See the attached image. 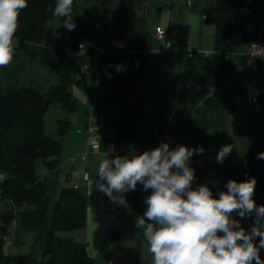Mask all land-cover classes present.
<instances>
[{
  "label": "trees",
  "instance_id": "16d2710c",
  "mask_svg": "<svg viewBox=\"0 0 264 264\" xmlns=\"http://www.w3.org/2000/svg\"><path fill=\"white\" fill-rule=\"evenodd\" d=\"M245 2L210 0L205 5L204 12L216 24L213 61L206 63L207 56L193 50V57H188L184 80L193 107L196 108L199 103L198 113L208 111V114L200 117L197 113V117L188 118L194 108L187 110L182 113L184 116L179 127L180 130L190 132L193 148L200 145L202 140L212 137L211 132L217 127V121L214 122L209 113H218L219 103L212 96L203 95V91L222 86L235 73L243 71V66L250 69L247 62L264 64V60L252 59L245 54L249 45L264 43L261 39L264 0ZM56 3L57 0H28V7L20 12L19 27L14 37L18 46L15 47L13 59L6 69H0L8 70L12 62L24 54L30 62L40 63L52 71L73 73L72 81L80 88L85 80V55L91 54L93 50L100 53L105 67L104 76L114 89L113 92L121 96L134 95L143 80L144 52L142 34L135 29L138 19L133 0H119L116 19L105 34L97 37L93 35L102 46L97 47L88 40L84 41L85 38L77 27L72 31L63 27L69 39V47L64 50L44 46L47 22L57 18L63 25L67 19L53 15ZM113 3L114 0H97L96 5L101 10L98 21H104ZM77 14V1L73 0L72 18L76 26ZM157 28L160 27H154V32ZM165 32L167 39L168 31ZM117 65L123 67L122 72L116 71ZM103 95L99 91L89 102V105L91 102L96 103L92 111L95 120L99 115L100 98ZM56 105L70 114L76 111V97L68 90L65 82L50 86L45 92L19 86L0 94V201L4 202L0 211V264L30 263L38 251L42 252L44 258L41 264H94L86 244L67 235L81 229L86 223L88 198L82 189L68 184V179L62 180L65 186L58 191L48 220L51 204L48 190L57 188L62 179L57 171L63 140L71 128L69 118L58 119L56 138L46 133L45 115L51 106ZM141 106L142 101L136 99L133 105L120 111L121 122L115 132L118 156L141 154L135 150L140 127L134 124ZM184 117L188 118V122ZM146 139L148 150L158 147L161 142L167 143L163 133L158 130L146 132ZM261 152L259 121H253L249 129V157L241 164L226 168L221 179L216 180L217 193L227 191L224 185L228 180L242 182L254 177L257 185L253 199L257 205H264V160L257 159ZM215 158L214 152L193 155L195 181L202 179ZM40 167L44 169L42 174L39 173ZM208 186L213 188L211 183ZM124 198L137 221L146 211L139 199L138 185L135 191L126 192ZM233 216L239 219L235 213ZM241 224L247 229L251 226L252 219L243 220ZM28 234H33L34 241L23 260L5 252L6 243L10 246H25ZM109 240H121L114 223L109 232ZM260 255L264 259V250Z\"/></svg>",
  "mask_w": 264,
  "mask_h": 264
},
{
  "label": "crops",
  "instance_id": "0c3cea01",
  "mask_svg": "<svg viewBox=\"0 0 264 264\" xmlns=\"http://www.w3.org/2000/svg\"><path fill=\"white\" fill-rule=\"evenodd\" d=\"M139 1L142 2V6H140L138 19L141 20L143 28L145 29L147 19H153L155 21L152 29L153 38L154 27L165 29L168 31L166 40L170 43L172 48L171 50H165L166 40H156L155 38L151 45H143V80L135 91V94L136 92H139L138 98L142 101L143 106V101L150 96L148 92L153 94L154 99L155 97H159L160 102L168 91L172 90L175 85L177 86L179 82H183L184 73L189 64L185 48L189 47L196 51L197 54L198 52H201L205 56L208 55L207 49H210V44L212 42L210 38H214L213 42L215 40V30L214 26L211 27L209 25L211 22L209 18L208 20L203 19L204 15L209 17L208 13L204 12V8L210 0H191L192 5L190 7L185 5L184 0H133L135 13ZM48 22L46 24L45 37L49 32ZM59 38L60 40L64 38L62 32L59 34ZM261 39L264 40V36ZM261 39L259 38L258 40ZM63 45L65 47L64 49L69 47V43L66 40L63 41ZM17 46L18 43H16L14 39V47ZM248 48L245 51L247 56ZM53 49L57 50V48ZM19 60V69L23 67L21 69L25 68V70L29 71L34 66H38L37 68H40L43 72H45L44 70L47 72L50 70L49 68L42 66L40 63H32L29 60L28 63H26L27 59L25 58H20ZM205 61L209 64L208 60ZM247 63L249 64L250 69H253L254 71L260 67L259 63ZM10 68L6 71L7 74H10ZM98 68L100 69V72L97 77L94 75L91 76V89L87 95L76 90V94L80 99V104L83 105L85 109L83 112L79 109V114L71 119V128L63 140V148L60 154V165L57 173H59L62 180L68 179V184L77 185L82 189L88 198L89 207L87 209V223L84 227L76 231L77 237L81 239L80 242L86 244L89 256H92L95 259L94 264H96L98 260L103 262L102 264H115V243L113 244L110 242L109 232L113 223H117V230L120 233L121 240L123 239L124 242V239L126 238V231L123 232L125 229L123 227L124 223H122L121 220L118 222V219H121L122 215L120 210L123 208V205L129 210L128 204L124 198L125 193L122 194V200L113 201L95 187H93V189L90 188L88 182L83 179V173H88L89 179L94 181L97 177L99 163L103 159L109 158V150H113L110 152V156H118L115 132L121 122L120 111L133 105L135 99L133 100L132 97H125V95L121 96L115 94L108 79L104 76V69H102L101 65ZM245 68L246 67L243 66V71H238L225 84L206 93L207 97L212 96L217 99L219 110L218 113H209L212 120L214 122L215 120L217 121V127L212 130V137L201 141L200 146L204 149L203 153L214 152L215 155H217L222 146L233 145L234 147L231 154L222 164L217 163L215 158L213 164L205 170L202 179L198 182L194 181L193 187H195L196 184H210L208 183L209 181L220 180L226 168L241 164L248 159L249 131H247L243 137L245 144L241 145V141L238 142V139L240 138L236 137V130L243 128L250 129L249 125L252 116H257L259 118L261 148L264 152V82L263 80L260 81L258 78L247 80V78H245L246 74L244 73ZM50 71L53 72L52 70ZM168 71H171V80L173 79L177 82L174 83V81L170 82L169 79H165L166 72ZM59 73L60 72L57 71L53 72L55 76H59ZM237 77H239V79L238 81H235V78ZM19 83H23V81H19ZM95 83L96 86H94ZM240 83H242V86ZM28 84H32V80H29ZM101 84L106 85L101 87ZM108 84L109 87L107 86ZM144 84L147 92L143 91ZM228 84L231 85L229 86ZM14 85L16 84H8L4 87V91H10ZM225 86H228L229 88L226 89ZM47 87L49 88L50 86ZM234 87H243L241 93H234ZM248 88L258 91L259 94L256 103L251 104L248 101ZM34 89L38 90L39 88L36 87ZM99 91L104 94L103 97L100 98V110L99 115L96 117V131L94 134L95 138L99 141V145L92 148L88 144L89 138L88 133L85 130V125L88 121L87 110L89 102L91 98L94 97L95 93H98ZM238 96L246 98L249 114L239 109V102H237ZM191 103L193 106L192 100ZM198 105L199 103L196 105V108L194 107L192 112L188 114L190 116L188 118L197 117V113L199 112V109H197ZM77 108L78 104L76 110ZM183 112H185L183 106L178 107L173 112L174 114H177L178 120H175L173 123V119L170 118L174 126H170L171 122L169 120L166 122L164 128L158 130L163 133L166 142H170L171 148L172 146L175 148L176 143L179 142V145L193 148L191 135H187V132L189 131L183 130L181 132L179 131L180 133L175 132L180 130V123L183 119L182 116H184L182 115ZM178 114L181 115V117ZM206 114H208V111H206ZM232 116H243L245 120H237L236 118V122L231 121V123H229L228 117ZM188 118H186L187 122ZM146 121L151 122V120ZM184 131L185 134L183 133ZM136 152L141 154L144 153L143 151ZM191 166L193 168L192 163ZM77 172H80L81 174L76 176L75 173ZM139 190L138 187L140 202L147 209V205L144 203L146 196L141 192L139 193ZM101 201L103 206L99 205ZM132 217L134 218V216ZM124 218L132 222L129 224L133 226L135 225L133 222L136 221L135 218H130L128 215L126 217L125 214ZM135 226L137 227V225ZM135 230H138V227ZM126 239L129 240L130 247L133 246L134 253L137 257H133L131 260H126L125 258L126 255L129 254V251L121 252L119 258L116 260V264L149 263L151 252L149 254V245L145 238L141 237L139 233L135 237ZM107 240H109V243Z\"/></svg>",
  "mask_w": 264,
  "mask_h": 264
},
{
  "label": "clouds",
  "instance_id": "9594fccd",
  "mask_svg": "<svg viewBox=\"0 0 264 264\" xmlns=\"http://www.w3.org/2000/svg\"><path fill=\"white\" fill-rule=\"evenodd\" d=\"M72 6L73 0H57L53 12L56 17L67 18L63 27L68 31L76 27ZM27 7L28 0H0V68L6 69L13 59L20 12ZM116 71L122 72L123 67L117 65ZM233 147L222 146L217 163L222 164ZM112 151L99 163L94 181L86 172L83 179L113 201L135 191L138 183L143 191L151 190L137 227L144 229L152 264H264L260 255L264 250V205H257L253 199L257 185L254 177L242 182L228 180L224 185L227 191L214 195L208 184L193 187L196 175L191 158L203 154L200 145L170 148V142H161L131 157L110 156ZM257 159L264 160V152ZM247 219H252V224L246 229L241 221Z\"/></svg>",
  "mask_w": 264,
  "mask_h": 264
},
{
  "label": "rangeland",
  "instance_id": "374dc122",
  "mask_svg": "<svg viewBox=\"0 0 264 264\" xmlns=\"http://www.w3.org/2000/svg\"><path fill=\"white\" fill-rule=\"evenodd\" d=\"M77 1V12L78 14L76 15V24H77V30H79L83 36H84V41L88 40L91 44L95 45V46H102L100 41L98 39H96L93 35H95L96 37L101 35L103 36L106 32V29L108 27H110V25L112 24V22L116 19L117 16V4L119 0H114V3L110 9V12L107 13L106 18L103 19L104 21H98L100 20V18L98 17L99 14H101V10L100 7H98L96 5L97 0H76ZM246 2H248L249 0H245ZM245 2V3H246ZM140 6H142V2L139 1L138 5H137V10H136V18L138 19V15L140 13ZM212 16V14H211ZM50 22H48L49 25V32L47 33V36L45 37V41H44V46L46 47H50V48H57V50H64V45H63V41L66 40L69 43V39L66 36L65 32H64V28L62 23L57 19V18H53L51 20H49ZM155 24V21L153 19H147L146 22V26L145 29L142 26V22L140 19L136 20L135 22V29L136 31L140 32L142 34V45H151L153 42V36H152V29H153V25ZM211 27L214 26V30L216 32V24L210 22L209 24ZM92 27V28H91ZM93 31V32H92ZM63 33L64 38L60 40L59 38V34ZM261 36H264V26L262 29V33ZM15 39V38H14ZM156 39V38H155ZM212 40L211 42V47L208 50V55L207 56V60L208 62H212L213 61V52H214V48H215V42H213V37L210 38ZM157 40V39H156ZM16 43L17 40L15 39ZM16 46V45H15ZM164 49V48H163ZM91 54L87 53L85 55V59H84V66H83V70L85 73V80L83 82V84L81 85L80 88H78L74 83H73V73H59V76H55L53 74V72H51L50 70L47 72L46 70H44L45 72H43V70H40V68H37L38 66H34L31 70L27 71L24 69H21L23 67H21L19 69V62H20V58H25L27 59L26 63H28V58L27 56H25L24 54L19 55L13 62H12V66H11V70H10V74H7V70L4 69H0V94H5L7 93V91H4V87L7 86L8 84H16L14 86H12V89L18 88L19 86H27V87H32V88H39L38 91L41 92H45L48 90L47 86H53V85H58L61 84L62 82H65L67 84V88L68 90L76 97V101L78 104V108L76 110V112L73 113H68L65 110H62L61 108L56 106H51L49 108V110L47 111L46 115H45V122H46V133L48 135H51L52 137L56 138V129H57V124H56V120L60 119H67L69 118L70 121L74 116H77L79 114V109L81 110V112L84 111L85 107L83 105L80 104V99L78 98V95L76 94V90H79L80 92H83L87 95V93L90 91L91 89V76L94 75L95 77H97V75L100 72V69L98 68L100 65L102 67V69H105L104 64L101 62L100 59V53H96L93 50H91ZM255 59V58H252ZM257 61V60H256ZM25 65V64H24ZM23 65V66H24ZM37 71V72H36ZM244 73L246 74L245 78H247V80H252L254 78H258L260 81L263 80L264 82V64H261L260 67L256 70L251 72V70L249 69H244ZM171 71L166 72L165 75V79H169L170 82L174 81L173 79L171 80ZM239 77L235 78V81H238ZM29 80H32V84H28ZM19 81H23V83H19ZM177 82L176 80L174 81V83ZM234 82V81H233ZM250 82V81H249ZM106 84H101L100 86L103 87ZM229 86L231 84H228ZM240 85L242 86V83H240ZM94 86H96V83L94 84ZM109 87V84L107 85ZM226 89H228V86H225ZM243 87H234L233 92L240 94L242 91ZM212 89H205L203 91V95L210 92ZM143 91L147 92V89L145 87V84L143 86ZM149 93V97H147V99L145 101H143V106L140 108L139 111V116L138 119L134 120V124L139 128L140 127V133H138L137 135V141L135 144V150L136 151H143L145 152L148 148V144H147V139H146V132H148L149 130H161L162 128L165 127V124L167 121L170 120V118L173 119V122L176 120H178L177 114H174L173 112L178 108L183 106V108L185 109V111L187 110H192L194 107L192 106L191 103V95L190 93L187 91V85L185 83V80H183V82H179L178 85L174 86L172 88V90L168 91L165 95V97L162 98V101L159 102V97H155L152 93ZM100 94V93H99ZM139 92H136V94L131 95V96H125V97H132V99L136 100V99H140L138 98ZM237 102H239V109L246 112L247 114H249V108H248V103L246 101V98L243 96H238L237 97ZM193 114V113H192ZM200 116H204L206 115V111H202L201 113H198ZM87 115H88V121L86 123V126L89 125L90 123L95 124L96 125V121H91L90 119L93 117L92 115V109H91V105L88 106V110H87ZM179 115V114H178ZM242 115V114H241ZM140 117V118H139ZM245 120V118H243V116H232V117H228V122L231 123L232 122H236L237 120ZM258 117H251V122H256L258 123ZM146 120H151V122L146 121ZM152 124V125H150ZM250 126V125H249ZM183 130H178L175 131L176 133H180ZM249 131L248 128H243L240 130H236V137L240 138L238 139V142L241 141V145L245 144V140H244V136L246 134V132ZM185 134V131L183 132ZM187 135H191L190 132H187ZM192 139V138H191ZM247 143V141H246ZM179 143H176V146L179 145ZM248 144V143H247ZM171 148V147H170ZM173 148V146H172ZM192 167V166H191ZM39 173H44V169L43 167L39 168ZM216 180L213 181V183H211L213 185V188H210L214 195L217 193V188H216ZM63 186H65V184L62 182V179L59 183V185L57 186V188H55L54 190H48V194L50 196L51 199V204H50V210L48 211V220L50 218V213H51V209H52V205L55 203V201L57 200V196H58V191L61 190L63 188ZM138 187H139V193L141 192L142 194H144L146 197L148 195L151 194V190H149L148 192L143 191L142 186L138 183ZM4 205L3 201H0V211L2 210ZM99 205L103 206L102 201L99 203ZM88 205H87V209H88ZM121 213V219H118L122 221V223H124L123 227L125 228L123 232L126 231L125 236L126 238H132L135 237L136 235H138L140 233L141 237L143 236V232L144 229L143 228H138L135 225H137L136 221H133L135 223V225H131L129 223H132L131 221L127 220L124 218V214L128 215V217L133 218V212L131 209L127 210L125 208V205H123V208H121L120 210ZM124 213V214H123ZM134 219V218H133ZM86 221H87V215H86ZM117 221V220H116ZM87 223V222H86ZM85 223V225H86ZM75 232V233H74ZM33 234H28L26 236L25 239V246L19 247V246H10L8 245V243H6L5 245V252L6 253H11L14 254L15 256H17L19 259L23 260L24 256H26L28 254V252L31 250L32 244H33ZM67 235L73 237L75 240L80 241L81 239H79L77 237V231H71L69 233H67ZM123 239L120 240H116V241H112V243H115V255H116V259H115V264H116V260L119 258V255L121 254V252H127L129 251V254L126 255V260H131L133 257H137V255L134 253V249L133 246L130 247L129 244V240L128 239ZM109 243V240H107ZM111 242V241H110ZM84 243V242H81ZM88 252V249H87ZM150 254V251H149ZM93 261L95 262V259L90 256ZM44 260L43 256H42V252L38 251L36 254L35 259L30 262V263H25L23 262L22 264H41V262ZM103 262H101L100 260L97 261L96 264H102ZM152 263V254H150V261L149 264ZM131 264V263H130Z\"/></svg>",
  "mask_w": 264,
  "mask_h": 264
},
{
  "label": "built area",
  "instance_id": "2783aa9c",
  "mask_svg": "<svg viewBox=\"0 0 264 264\" xmlns=\"http://www.w3.org/2000/svg\"><path fill=\"white\" fill-rule=\"evenodd\" d=\"M184 3L187 7H190L192 5L191 0H184ZM203 19L207 20L208 17L206 15H204ZM166 34L167 33L165 32V30H163L161 28H157L154 32V37L157 40L165 41L166 40ZM165 42H166L165 50H171L172 48H171L170 43L167 42V40ZM262 49H264V43L255 42L249 46L247 54L250 58L264 60V51H261ZM185 51L187 52L189 58L193 57V50L192 49H190L189 47H186ZM258 94L259 93L257 90L248 88V91H247L248 101L250 103H255L257 101ZM95 104H96L95 102H91V104H90L92 111L94 110ZM90 120L96 121L94 116ZM170 122H171L170 126L173 127L174 122L172 123V120H170ZM85 130L88 133V138H89L88 144L90 145V147H92V148L97 147L99 145V141H98V139L95 138V135H94L95 131H96V125L90 123L89 125L86 126ZM140 264H149V263H140Z\"/></svg>",
  "mask_w": 264,
  "mask_h": 264
},
{
  "label": "bare ground",
  "instance_id": "6f19581e",
  "mask_svg": "<svg viewBox=\"0 0 264 264\" xmlns=\"http://www.w3.org/2000/svg\"><path fill=\"white\" fill-rule=\"evenodd\" d=\"M114 228L117 229V223H114Z\"/></svg>",
  "mask_w": 264,
  "mask_h": 264
}]
</instances>
